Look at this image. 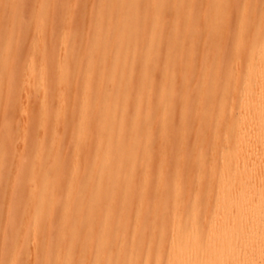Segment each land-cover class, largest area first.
Instances as JSON below:
<instances>
[{
    "label": "bare ground",
    "instance_id": "6f19581e",
    "mask_svg": "<svg viewBox=\"0 0 264 264\" xmlns=\"http://www.w3.org/2000/svg\"><path fill=\"white\" fill-rule=\"evenodd\" d=\"M106 1L82 10L86 0H44L35 11L41 25L27 35L21 19L30 9L25 1L9 0L1 8L0 57L12 54L17 62L7 74L0 72V92L28 70L22 77L24 98L32 80L34 91L57 92L60 99L66 75L47 83L49 64L86 77V83L78 109L72 102L68 111L58 100L48 116L42 105L52 101L32 113L20 111L23 132H30L27 144L17 142L23 135L2 133L1 128L11 131L13 120L0 117V173L6 153L21 160L32 151L43 156L33 163L36 172L56 186L46 195L29 183L13 197L16 202L5 195L4 203L38 204L34 232L46 239L37 246L36 234L23 236L34 245L28 254L26 244L9 247L20 231L10 229L0 264H264V0H211L201 12L205 0H154L144 7L149 16L133 8L137 27L129 44L124 30L103 32L109 17L102 14L112 5L122 16L121 9L138 0ZM60 5L91 21L88 31L76 33L79 40L67 57L65 47L43 46V34L51 30L48 17ZM31 33L36 44L26 52ZM85 48L91 62L83 60ZM101 49L113 57L111 75L92 62ZM125 55L143 57L136 68L126 69ZM151 79L160 89L142 97ZM95 83L103 98L89 109ZM163 93L172 96L160 100ZM176 116L181 120L175 123ZM100 155L105 157L97 162ZM115 161L132 171L141 166L140 182L122 184ZM68 162L70 174L61 168ZM187 163L184 181L179 176ZM20 167L23 173L29 169ZM112 178L115 189L101 185ZM190 184L195 189L189 190ZM153 190L151 199L142 196ZM146 206L151 211L144 216ZM170 217L174 221L168 224Z\"/></svg>",
    "mask_w": 264,
    "mask_h": 264
},
{
    "label": "rangeland",
    "instance_id": "374dc122",
    "mask_svg": "<svg viewBox=\"0 0 264 264\" xmlns=\"http://www.w3.org/2000/svg\"><path fill=\"white\" fill-rule=\"evenodd\" d=\"M9 0H0V11L1 8H3V6L8 2ZM25 1V5L27 7H30V9L25 7L24 10H27L25 12H23L21 19L22 22L29 27V30H25L23 33L25 35L29 34L30 31H32L33 29H37L39 28V26L41 25L38 20V13L36 14L35 11H37L38 6L43 3L44 0H24ZM81 0H79L80 2ZM87 2H81L80 3V8L82 10L86 9V8H91L94 4L96 0H86ZM154 0H138V3L135 5H131V6H127L121 9V13L122 16H118L116 15V13L113 11V6L112 5H108L107 9L103 12V16H108L109 19L106 20V22L103 24V32L104 33H115L119 30H124L125 31V39L127 41V43L129 44V40L135 35V28L137 27V21L135 19H133L132 16V10L133 8H138L139 11H142V15L143 16H149L151 14V11H144V7H146L147 3H152ZM171 1L173 0H166L165 3H171ZM109 1H104V2H100L97 0V5H106V3ZM213 1L211 0H205L203 2H201L202 6L199 5L198 6V11L201 12L202 8L206 5H210L212 4ZM24 5V6H25ZM50 20L51 25L49 27V29H51L49 32H46L45 34H43V38H44V48H49L51 50H59L62 47L66 48V53L64 54V57H67L70 54V46L78 41V37H76L75 35H77L76 33L79 31H88L90 28V20L89 19H80V17L76 16V15H71L67 10L65 5H60L57 9V12L54 15H51L48 17V21ZM121 22V27H118V23ZM70 24V26H68ZM88 24V25H87ZM85 27H84V26ZM89 27V28H86ZM84 28V29H83ZM79 31V32H80ZM84 31V32H85ZM78 32V33H79ZM186 32L183 31L181 33V36H185ZM80 37V36H79ZM32 33L30 34L27 42H26V47L25 50L27 52V50H29L30 44L32 42ZM33 46L32 48H34L36 42L33 39ZM16 47H19V43H15L14 44ZM43 48V49H44ZM69 48V49H68ZM82 56H83V60L85 62H89L91 60L90 56H92V54H90V50L88 49H82ZM99 55L96 54L95 57H92V62L96 63L98 62V64L101 67V73L105 74V75H111L112 69H113V57L107 56L108 55V51L101 49V51L98 53ZM140 57H143V55H140ZM124 60H129L128 65L126 66V69H133L136 68L139 64V58H130L129 55H125L122 57ZM0 72L1 73H8L10 71V69L12 68V63H15L17 61H13L12 60V54H8L7 56H1L0 57ZM91 62V61H90ZM48 71L46 72L47 74L45 75L46 81L47 83L51 84L56 77H58L61 74H65L66 78V85L63 91V96L58 99L57 97V92H49L48 94H42L39 91H34L35 90V86L33 84V81L31 80L30 84V95L28 98H24V92L22 93V85H23V80L22 77L25 75H28L29 71L28 70H23L20 74V78L18 79V82H16L13 86H11L8 89H5L4 91L0 92V98L3 100L4 105H0V117L6 119V120H13L12 122V126H11V131H6L4 128H1L2 133L4 132H8L9 134H11V137H14V139H17L18 137H20V135H23L25 138L21 141H17L18 143H23L25 142V144H27L28 140H29V136H30V132L29 133H24L23 132V121L21 118V110H27L28 113H32L35 111V107L38 104L41 103H46L48 101H52L51 104H45L42 105L45 107V109H47V111H45V116H48L51 113L55 112V109L58 108V102H63V104L66 105V109L68 111H70V107L72 104L77 105L76 109L80 108L81 105L83 104V94L84 92V85L86 83V77H80L76 74H71V72L63 67V70H59V68L55 65V64H49L48 65ZM162 66V64H159V69ZM195 66V65H194ZM36 71V75L39 74L38 68ZM6 86V84H4ZM92 91L89 92L88 95V102H92V104L89 105V109H93L95 108V106H97L96 103H99L101 101V99L103 98L99 93H98V85L95 83L92 86ZM159 90V83L158 81H156V79H151L149 82V88L147 91H144L141 93L142 97H146L149 95V92L153 91V90ZM182 92H179V94H181ZM88 94V93H87ZM172 95H165L164 93L161 95L160 100H164V99H170ZM180 98V97H179ZM59 100V101H58ZM58 101V102H57ZM73 102V103H72ZM85 102V101H84ZM72 103V104H71ZM71 104V105H70ZM70 105V106H69ZM41 106V107H42ZM50 108L52 109V111H50ZM37 109V108H36ZM148 117V119H154L155 115L152 112H148L146 114ZM181 119H179L177 116L173 119V121L176 123L178 121H180ZM29 135V136H28ZM112 139V138H109ZM50 144L47 145V147H49ZM147 153H151V150H148ZM26 158L19 160L17 158V156L15 157L14 153L8 152L5 154L4 156V160H3V166L4 169H2L1 173H0V256H1V247L3 248V245H5V235L8 233V231H10V229H17V227L20 228L19 234L14 237L13 241L11 244H9V247H13L15 245H17L18 243L21 245L26 244V247L28 248V254H33L34 249H33V244H31L30 242H26V239H23V236L25 235H34L36 234L37 236V241H36V245L40 246V245H44V241L45 239H43L41 236L44 235V233L35 231V217L37 216L36 211L38 210V204H21V203H13L15 200H17L16 198H19L18 196H21V194L23 193V191L25 189H27V185L29 183L35 182L37 187H36V191L37 193H43L46 195H50L54 192L55 190V185H51V184H46V182H43L42 178H41V173L36 172L37 170V166H34V162L36 161H42L43 156L42 155H32V151L28 152L26 155ZM105 156L100 155L98 157H96V161H101ZM113 159V158H112ZM171 161V160H170ZM114 165H112L114 168L117 166H121L120 167V171L121 174L124 176V179L121 180L120 182L125 184L127 186H130L132 184H138L141 180L140 178V167L138 166V168L136 170L132 171V168H126L125 165H127L128 163H123V162H113ZM22 165H27V167L29 169H27L26 173H23L21 171L20 167ZM123 166V167H122ZM70 162H68L67 164L63 165L61 168L64 172L69 173L70 174ZM188 167H189V163H187L186 168H185V172L180 175L179 177H181V179H183L184 181H187L185 178L187 177V171H188ZM114 174L117 173V170H113ZM9 174V175H8ZM128 176V177H127ZM99 178L98 180H96L97 182H99ZM101 185L103 186H107L110 189H115L116 185L113 178L110 179L109 181L107 180H101ZM188 183V182H187ZM45 184L47 185V187H45ZM168 186H170V184H168ZM195 185L190 184L189 185V190L191 189H195L194 187ZM115 193H119V192H115ZM127 193V192H124ZM123 193V194H124ZM154 193V190L152 192H149L147 194H143L142 196L146 199L152 198V195ZM5 195H11L12 199L14 197V201L12 202L10 200L9 203H4V197ZM16 202V201H15ZM102 202V200L100 201ZM177 204H179L177 201L176 203L172 206V209H174L172 211V213L175 211ZM151 211V207L150 206H146L143 210H142V215L147 216ZM76 212H74L73 214H75ZM22 216H26L24 217V219H22ZM174 221V219H172V217L169 218V220L167 221L168 224H171ZM60 227L58 224H54V228H58ZM37 232V233H36ZM157 235V234H156ZM159 238V236H157ZM4 241V242H3ZM32 258V257H31ZM31 262V260H30ZM28 262V264H33L34 262Z\"/></svg>",
    "mask_w": 264,
    "mask_h": 264
}]
</instances>
